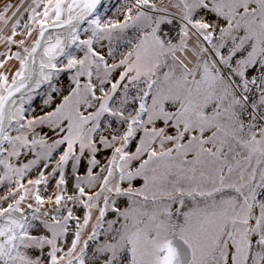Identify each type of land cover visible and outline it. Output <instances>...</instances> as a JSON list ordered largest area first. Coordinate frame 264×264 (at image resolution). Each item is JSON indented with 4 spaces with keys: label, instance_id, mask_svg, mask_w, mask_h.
Listing matches in <instances>:
<instances>
[{
    "label": "snow or ice",
    "instance_id": "snow-or-ice-1",
    "mask_svg": "<svg viewBox=\"0 0 264 264\" xmlns=\"http://www.w3.org/2000/svg\"><path fill=\"white\" fill-rule=\"evenodd\" d=\"M0 264H264V0H0Z\"/></svg>",
    "mask_w": 264,
    "mask_h": 264
}]
</instances>
